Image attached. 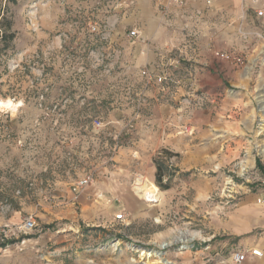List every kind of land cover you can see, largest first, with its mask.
I'll return each instance as SVG.
<instances>
[{
    "label": "rangeland",
    "instance_id": "obj_1",
    "mask_svg": "<svg viewBox=\"0 0 264 264\" xmlns=\"http://www.w3.org/2000/svg\"><path fill=\"white\" fill-rule=\"evenodd\" d=\"M137 3L0 0V103L15 105L0 106V264H222L242 241L259 249L264 0L226 25H164L167 43L146 37L166 11ZM158 102L178 125L158 122ZM180 230L202 238L162 249Z\"/></svg>",
    "mask_w": 264,
    "mask_h": 264
},
{
    "label": "crops",
    "instance_id": "obj_2",
    "mask_svg": "<svg viewBox=\"0 0 264 264\" xmlns=\"http://www.w3.org/2000/svg\"><path fill=\"white\" fill-rule=\"evenodd\" d=\"M157 2L156 4L154 3ZM176 0H137V4H151L152 9H156L155 6L161 7L162 10H165V18H160L154 15L152 18L146 20L152 26L151 33L147 30V38L150 41L162 40L167 43L169 41L168 33L166 34L165 28L166 25L169 27L172 24H176L179 26H189L190 28L194 26H202V27H213L219 25H226L227 22H231L234 19H238L241 10L254 9L257 5V0H179L181 4L175 2ZM155 4V5H154ZM261 7L260 5H258ZM139 8V7H138ZM173 14L175 15L176 20H171ZM191 15V16H190ZM192 18H190V17ZM165 19V21H164ZM159 27V28H158ZM160 33V35H159ZM200 49H198L197 57L200 58L199 63L203 66V69H215L213 66V58L210 53L207 52V49L204 46L199 45ZM147 56L143 60L148 63L150 66L154 67V65L159 60L158 54L155 52L146 49ZM205 65V67H204ZM226 69V68H225ZM157 100V99H156ZM156 119L158 122L165 123H176L178 125L177 119L170 116L169 108L165 105L156 104ZM169 123V124H170ZM176 125V126H177ZM178 127V126H177ZM166 127L164 126V129ZM167 130V128H166ZM179 134L178 130H172L167 133L168 135ZM149 178L147 183L150 185H155ZM260 225L262 226V235L257 240V247H259L262 252V257H248V259L241 264H264V213L262 217L259 219ZM252 244L250 241L241 242L238 247L239 250L243 251L248 248H251ZM222 264H239L233 261L232 256L225 260Z\"/></svg>",
    "mask_w": 264,
    "mask_h": 264
},
{
    "label": "bare ground",
    "instance_id": "obj_3",
    "mask_svg": "<svg viewBox=\"0 0 264 264\" xmlns=\"http://www.w3.org/2000/svg\"><path fill=\"white\" fill-rule=\"evenodd\" d=\"M0 106L2 107H14L15 105L9 101L7 103H0ZM16 108V107H15ZM262 152L264 153V149L262 150ZM148 181H146L145 179H141L138 180V182L136 183L137 186V191L141 193L142 198H144L148 203H155L158 201L159 196H160V190L156 185H150L147 183ZM198 238H202L201 234L198 233H191L189 231H178L177 233H175L174 235H172V237L170 238L169 241L162 243L160 246L162 249H166L167 247L175 244V243H183V244H189L192 243L194 241H196V239ZM158 257H161V254H156ZM164 264H173L172 262L168 261V260H163Z\"/></svg>",
    "mask_w": 264,
    "mask_h": 264
},
{
    "label": "built area",
    "instance_id": "obj_4",
    "mask_svg": "<svg viewBox=\"0 0 264 264\" xmlns=\"http://www.w3.org/2000/svg\"><path fill=\"white\" fill-rule=\"evenodd\" d=\"M263 13L262 12H259V15H262ZM133 35L134 36H136V33L135 32H133ZM222 57H225V55L224 54H222L221 55ZM144 74L145 75H148V82L150 83V81L151 80H153V75H151L150 73L148 74L147 72H144ZM163 79H164V77H162V76H159L158 77V81L159 82H162L163 81ZM102 124L100 123V122H98L97 123V126L99 127V126H101ZM188 130V129H187ZM90 184V178H87V179H85V180H83V181H81L80 183H79V188L80 187H87L88 185ZM117 219H123L124 218V215L123 214H120V215H118L117 217H116ZM35 225V221L33 220V218H30L28 221H27V226L29 227V228H32L33 226ZM262 252L260 251V249H258V248H249V249H247V250H243V251H241V250H237V251H235V252H233V254H232V259H233V261L234 262H236V263H239V264H241V263H243V262H245L247 259H248V257H250V256H252V257H262Z\"/></svg>",
    "mask_w": 264,
    "mask_h": 264
},
{
    "label": "trees",
    "instance_id": "obj_5",
    "mask_svg": "<svg viewBox=\"0 0 264 264\" xmlns=\"http://www.w3.org/2000/svg\"><path fill=\"white\" fill-rule=\"evenodd\" d=\"M0 41L1 42H6L5 36L1 35L0 36ZM4 52V49L0 48V58ZM165 153L169 154L167 150H165ZM156 167H157V172H156V184L161 190H168L170 189L171 185L168 181V183H164V177L168 171V167L165 163V161H162L160 159H155Z\"/></svg>",
    "mask_w": 264,
    "mask_h": 264
}]
</instances>
